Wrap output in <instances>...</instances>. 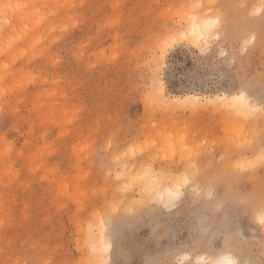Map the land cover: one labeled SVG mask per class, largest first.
I'll return each mask as SVG.
<instances>
[{
    "label": "rangeland",
    "instance_id": "obj_1",
    "mask_svg": "<svg viewBox=\"0 0 264 264\" xmlns=\"http://www.w3.org/2000/svg\"><path fill=\"white\" fill-rule=\"evenodd\" d=\"M0 3V264H264V115L208 101L264 91V0ZM209 11L219 39L191 43Z\"/></svg>",
    "mask_w": 264,
    "mask_h": 264
},
{
    "label": "snow or ice",
    "instance_id": "obj_2",
    "mask_svg": "<svg viewBox=\"0 0 264 264\" xmlns=\"http://www.w3.org/2000/svg\"><path fill=\"white\" fill-rule=\"evenodd\" d=\"M193 9L195 8H201L208 7L209 9L212 8L211 5H193ZM236 7H242L240 5H237ZM183 15L187 17L189 21L196 19V16L194 13H188L185 12ZM222 13L217 12L215 17L213 18L212 12L209 11L207 14H203V28L205 32L208 34L209 37L214 36L216 39H219V31L222 27ZM180 38L179 35V29L172 30L162 33L159 38L160 48L165 49L169 45L174 44L178 39ZM245 46L247 44V41L244 42ZM161 71V67L158 66L156 69L157 76L159 78V72ZM223 99H227V97H224ZM228 107L237 112L238 115H240L243 118H250L254 116L255 114L259 113L261 115H264V91L261 92L259 98L254 97L249 87L241 81L240 85L237 88L236 94L232 97L231 102L229 103ZM261 159L264 160V152L261 153ZM177 196L180 195V192L177 191ZM258 222L261 226H264V204H262V207L260 209L259 215H258ZM229 230H234V226H228ZM201 243H206V241H201ZM186 258V253H178L174 259L172 260H163L155 262V264H183L184 260ZM208 264H222L221 260H209ZM227 264H251V262H244V261H237V260H228Z\"/></svg>",
    "mask_w": 264,
    "mask_h": 264
},
{
    "label": "bare ground",
    "instance_id": "obj_3",
    "mask_svg": "<svg viewBox=\"0 0 264 264\" xmlns=\"http://www.w3.org/2000/svg\"><path fill=\"white\" fill-rule=\"evenodd\" d=\"M5 10H7V9H5ZM19 11H21V10H19ZM4 12L2 13V15L4 14ZM16 13H19V12H16ZM20 14H21V12H20ZM2 20H4V19H2ZM184 35L193 44H198V42H200L203 39H206V37L208 36L207 33L205 32L204 28H203V21H200L198 19H195L192 23L188 24ZM234 95L215 96V97H213L212 99H210L208 101H213L214 103L229 104L231 102L232 97ZM224 97H227V99L226 100L223 99ZM186 99H193L194 101L199 102V101H201L202 97L199 96V95L190 94V95L185 96L182 100H186ZM133 179H134L133 181L135 182V184H137L138 187H141L144 192L145 191H148L149 193L155 192L157 195H159L160 196L159 198H160L161 201L163 200L165 202H172L175 198L178 197L176 195L177 191H179L180 194L182 192V185L183 184H181L179 181H177V182L173 181L174 183H172L171 181L167 182V183L164 182L161 185L160 184L161 180H160V178H158V175H151V176L139 175V176H137V177H135ZM156 190H158V191H156ZM105 237H104L103 231H101L99 236L96 239L97 246L99 248L102 247V246L105 249L109 248V245H108ZM230 259L234 260L233 258H230V257H227V256L221 257L218 260H221L222 264H227V261L230 260Z\"/></svg>",
    "mask_w": 264,
    "mask_h": 264
}]
</instances>
